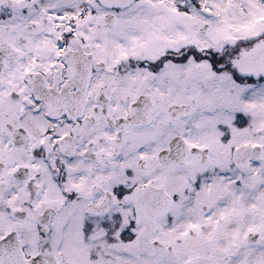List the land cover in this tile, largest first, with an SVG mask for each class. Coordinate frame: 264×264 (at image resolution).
I'll return each mask as SVG.
<instances>
[{
    "label": "snow or ice",
    "instance_id": "obj_1",
    "mask_svg": "<svg viewBox=\"0 0 264 264\" xmlns=\"http://www.w3.org/2000/svg\"><path fill=\"white\" fill-rule=\"evenodd\" d=\"M0 264H264V0H0Z\"/></svg>",
    "mask_w": 264,
    "mask_h": 264
}]
</instances>
